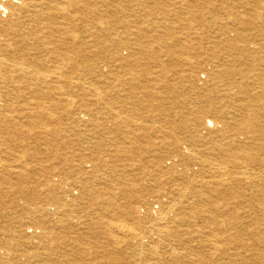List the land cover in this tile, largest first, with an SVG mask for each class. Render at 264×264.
I'll use <instances>...</instances> for the list:
<instances>
[{
	"label": "bare ground",
	"instance_id": "obj_1",
	"mask_svg": "<svg viewBox=\"0 0 264 264\" xmlns=\"http://www.w3.org/2000/svg\"><path fill=\"white\" fill-rule=\"evenodd\" d=\"M181 41L198 57H182ZM116 47L133 50L107 57ZM180 83L199 105L177 122L164 95H179ZM155 112L164 119L157 130L146 124ZM85 125L115 153L98 143L79 160ZM201 141L203 154L193 148ZM144 145L154 157L139 155L141 167L184 187L145 199L138 179L116 173L138 168L130 149ZM258 155L264 0H0V264H264ZM233 201L253 211L248 225L230 215ZM198 206L214 226L204 245L180 248ZM80 227L105 245L76 248L69 230Z\"/></svg>",
	"mask_w": 264,
	"mask_h": 264
},
{
	"label": "rangeland",
	"instance_id": "obj_2",
	"mask_svg": "<svg viewBox=\"0 0 264 264\" xmlns=\"http://www.w3.org/2000/svg\"><path fill=\"white\" fill-rule=\"evenodd\" d=\"M100 5V4H99ZM134 8H130V10H133ZM129 11V10H128ZM78 13H82L83 11L82 10H80V9H78V11H77ZM76 12V13H77ZM127 12V11H126ZM77 13V14H78ZM80 13V14H81ZM127 13H130V12H127ZM79 30L77 31L76 30V33H79L80 34V36H81V38L80 39H82L83 38V36H82V34H81V29L80 28H78ZM175 29V31L176 32H178L177 34H176V36L180 33V32H183L181 29H179V28H174ZM183 37H184V35H183ZM194 37V38H193ZM197 37V36H196ZM196 37H195V35L194 36H191V38H192V40H190V41H192V43H194L195 45H197L196 46V48L199 46V41L198 40H196ZM186 39H189V38H186ZM194 40V41H193ZM182 42L183 41H181V46H184L185 44H186V42H183V44H182ZM88 44H91V43H88ZM188 47L187 46H184V47H186V48H188V50H189V52H192V54L191 53H183L182 54V57H187V54L188 55H191L192 57H198L196 54H198L195 50H193V48H194V45H192V44H190V43H188ZM190 45H191V47H190ZM134 45H130V47L132 48ZM118 48V49H117ZM93 48L91 47L90 48V50H92ZM119 50L121 51V54L122 55H124V56H128L131 52H132V50L133 49H130V48H127V50L125 49V48H122V47H116L115 49H113V51H112V49H111V51L108 53V55H107V57H112V55L114 54V53H117V52H119ZM185 52H187V51H185ZM194 52V53H193ZM127 53V54H126ZM196 53V54H195ZM195 54V55H194ZM199 57H203V54H201V53H199ZM177 80H179L176 76H174L173 77V83L174 82H176ZM178 86H182L181 85V83L180 84H178ZM186 91H187V93H186ZM184 90V87H181L180 89H177L176 90V93L177 94H179V95H175V94H173L171 91H167L166 92V94L164 95V96H171V97H173V98H166V100L168 101V106L167 107H169L168 109H167V114H171V116L172 117H174V119L177 121V122H180V121H182V120H186V119H189V118H191L192 117V114H191V112H189V109H191V107L192 106H194L195 104L198 106L199 104L198 103H196L197 102V98L195 97V95H193V94H188V92H192V90H189V88L187 89V90ZM174 92H175V90H174ZM169 94V95H168ZM171 94V95H170ZM182 95H184V96H186V98H184V97H182ZM192 95V96H191ZM193 97V98H192ZM180 99V100H179ZM188 99V100H187ZM196 100V101H195ZM171 101V102H170ZM191 101V102H190ZM173 102V103H172ZM190 104L192 105V106H190ZM188 105V106H187ZM185 107V108H184ZM176 110V111H174V109ZM230 111H236L234 108H230L229 109ZM173 112V113H172ZM185 113H187V114H185ZM155 114V118H150V120L148 121V123L146 122V124H148L149 125V127H154V128H156V130H157V126L159 125V123H161V122H163V120L164 119H161V116L160 115H158V113L157 112H155L154 113ZM181 116V117H180ZM184 116V117H183ZM186 116V117H185ZM160 119H159V118ZM176 117V118H175ZM157 123V124H156ZM160 126V125H159ZM113 130H115V129H113ZM80 131H82V133H84V135H83V137H81V138H77V140H76V151H78V159L79 160H81L82 158H85V156H86V158H88V155L86 154V152L85 151H83V149L84 148H86V147H89V146H91L90 147V151L89 152H96V151H94L95 149H97L98 148V146H96V144H100V146H99V148H100V152H102V150H103V152H104V154L106 155V156H111L112 154H114L115 153V147L116 146H114V144L113 143H109V141H106L105 139H104V137H102V139H99L97 142H94V141H92L91 139H90V133L89 132H91V131H93V127L91 126V125H85V126H83L82 128H79L78 129V132H80ZM87 133V135H88V139H87V136H85V134ZM112 135H115V134H112ZM155 135H157V133H155L154 134V132H152L151 133V135H150V137H151V139H158ZM117 136V138L119 137L118 135H116ZM118 140H120V139H118ZM186 140L187 139H185L184 141L186 142ZM89 144V145H88ZM94 145V146H93ZM117 146H119V144H116ZM83 146V147H82ZM80 147V148H79ZM108 147V148H107ZM114 147V148H113ZM146 147V148H145ZM79 148V149H78ZM145 148V149H144ZM195 150H198L201 154H203L205 151H206V149H208V145H207V141H204V142H198L197 143V145L195 146V147H193ZM105 149V150H104ZM139 149V150H138ZM108 153H107V152ZM111 151V152H110ZM146 151V152H145ZM130 152L131 153H133V155H134V159H133V161H132V163H136L137 164V166H138V168H135V170H132L131 168L130 169H125L124 171H122L121 170V168H120V170L118 171V172H116V173H118V174H123V175H126V176H128L129 175V177L128 178H132V179H134V178H136V179H138L139 180V183H140V185H138L139 187H137V193H139L140 195H142V196H144V198L145 199H154L157 195H159V193H167V192H169V189L172 187V186H175V185H177V184H181L180 183V180H175V179H171V178H169V177H162L161 179L160 178H153V177H155L154 176V173L153 172H150V171H148L150 168H142L141 167V165H142V162L141 161H139L138 159L139 158H142L143 159V161H146V160H149V159H152L153 157H154V152L152 151V149H149V146L148 145H144V146H141V147H135V148H133V149H130ZM110 153H111V155H110ZM137 153V154H136ZM144 153V154H143ZM150 155H148V154ZM150 153H153V154H150ZM139 155H140V157H139ZM143 155V156H142ZM188 157L187 156V154L185 153L184 155H181V154H178V158H181V157ZM260 158H264V155H258ZM139 157V158H138ZM146 159V160H145ZM138 160V161H137ZM135 161V162H134ZM141 162V163H140ZM192 162L193 161H191L190 162V167H191V165H192ZM126 163H128V162H126ZM144 171H143V170ZM152 169V168H151ZM141 170V171H140ZM253 169H251V171H252ZM137 171V172H136ZM258 171V170H257ZM147 172V173H146ZM150 172V173H149ZM153 175V176H152ZM151 177V178H150ZM159 177H161V176H159ZM141 179V180H140ZM160 179V180H159ZM147 180V181H146ZM149 180V181H148ZM155 180V181H154ZM153 181V182H152ZM173 181V182H172ZM147 182V183H146ZM158 182H160L159 184H158ZM170 182V183H169ZM144 183V184H143ZM149 183V184H148ZM151 183V184H150ZM153 183V184H152ZM169 185H168V184ZM166 184H167V186H166ZM147 185H149L148 186V188H147ZM181 187H184L183 185H180ZM179 186V187H180ZM142 187H143V189H142ZM140 188V189H139ZM150 188V189H149ZM152 188V189H151ZM186 188V187H185ZM146 189V190H145ZM141 190H143V191H141ZM145 190V191H144ZM158 190V191H157ZM239 190H242V191H245L247 194H250V193H254L253 192V190L254 189H251V188H249V187H246V186H243V187H241ZM147 191V192H146ZM157 191V192H156ZM153 193H155V194H153ZM162 199H165L164 197H162ZM184 205H185V207H186V209L190 206V204L188 203V202H185L184 203ZM155 205H154V203H152V207H154ZM198 208L199 209H203V206H198ZM229 208H230V211H229V213H230V215H232L233 214V216H235V217H238V218H240V219H244V221L246 222L245 223V225H248L249 223H247V221H252V219H253V217H254V213H253V211L251 210L250 211V209H249V207H248V204L247 203H245V202H243V203H241V202H237V201H233L232 202V204H230L229 205ZM205 209V210H204ZM204 211H203V213H201L199 216H197L198 218H194V216H189L188 215V219L187 220H185V222L183 223V228L185 229L184 231H182V236L183 237H181V238H183L182 240H180L179 238H177L176 240H177V242L176 243H178V245H179V247L180 248H182V246L184 245L183 243L184 242H188V241H191V244L192 245H194V246H196V245H198V246H202V245H204L205 243H204V241H206V238L210 235V231H211V229H212V227L214 226L213 224V221L211 220L212 218L211 217H209L208 215V212H205L207 209H206V207H204ZM245 209V210H244ZM188 212H190L189 210H187ZM236 211V212H235ZM237 212H240V213H237ZM240 214H242L241 216H240ZM201 215H202V217H201ZM196 216V215H195ZM206 216V217H205ZM240 216V217H239ZM207 218V219H205V218ZM230 217L231 216H228L227 218H229L230 219ZM242 217H244V218H242ZM246 217V218H245ZM246 219V220H245ZM208 222H207V221ZM211 220V221H210ZM187 221V222H186ZM193 221V222H192ZM195 221V222H194ZM197 221L199 222V223H197ZM201 221V222H200ZM205 221V222H204ZM190 222H192V224L190 223ZM212 222V223H211ZM209 223V224H208ZM203 224V225H202ZM204 225H207L206 227H204ZM190 226H192V227H190ZM78 227V226H77ZM187 227V228H186ZM196 228V229H195ZM77 229H78V231H77ZM187 229H189V230H187ZM198 229V230H197ZM200 229V230H199ZM202 231V232H201ZM74 232V233H73ZM196 232H198V233H196ZM195 234V235H194ZM207 234V235H206ZM69 235H70V237L71 236H73V237H75V235H76V240H78V238L79 239H81L80 240V245H78L77 243H76V248L78 247V249L79 248H84V249H86L87 250V248H92V247H94V244H96L97 242H102L103 240L105 241L106 239H104L103 238V236H99V239H98V241L96 240V238L97 237H95L90 231H88L87 229H86V227L84 228V227H80V228H73V229H70L69 230ZM91 235H93V236H91ZM197 235V236H196ZM202 235V236H201ZM82 236H84V238L82 237ZM196 236V237H195ZM204 236V237H203ZM205 236H206V238H205ZM198 237H200V239L198 238ZM25 240H27V239H25ZM186 240V241H185ZM198 240V241H197ZM85 243V244H84ZM83 247H82V246ZM88 245V246H87ZM101 245H105V243L104 242H102V244ZM86 246V247H85ZM71 250V249H70ZM70 252V251H69ZM82 263V261H80V259H78V258H76V264H81ZM83 264V263H82Z\"/></svg>",
	"mask_w": 264,
	"mask_h": 264
}]
</instances>
